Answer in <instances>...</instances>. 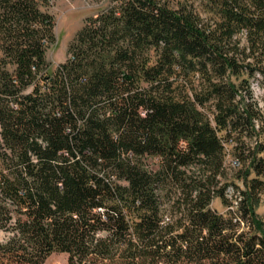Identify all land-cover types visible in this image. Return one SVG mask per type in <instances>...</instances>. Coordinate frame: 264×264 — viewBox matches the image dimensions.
<instances>
[{"label": "trees", "instance_id": "16d2710c", "mask_svg": "<svg viewBox=\"0 0 264 264\" xmlns=\"http://www.w3.org/2000/svg\"><path fill=\"white\" fill-rule=\"evenodd\" d=\"M52 1L0 0V264H264V0H106L54 70Z\"/></svg>", "mask_w": 264, "mask_h": 264}, {"label": "rangeland", "instance_id": "374dc122", "mask_svg": "<svg viewBox=\"0 0 264 264\" xmlns=\"http://www.w3.org/2000/svg\"><path fill=\"white\" fill-rule=\"evenodd\" d=\"M106 6V0H53L49 11L55 16L56 26L55 33L57 42L52 46L47 53L48 60L51 64L52 70L56 69L57 65L64 62L69 57L70 45L77 34V32L85 26L87 17L95 15ZM259 76V75H258ZM252 80V85L258 96L261 105L264 109V87L261 85L259 79ZM227 163L230 168H237L239 163L234 156L227 157ZM228 179L240 185L241 189H245V181L236 178L232 174V170ZM235 191L231 189V194ZM239 192L236 193L238 195ZM233 196L236 198L237 196ZM261 200L257 205V211L261 217L264 218V194L260 197ZM213 206L221 212H227L228 208L222 203L220 198H217ZM10 234L9 230H0V242L4 241ZM69 254L65 252H54L51 254L45 264H68Z\"/></svg>", "mask_w": 264, "mask_h": 264}]
</instances>
